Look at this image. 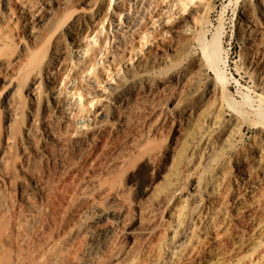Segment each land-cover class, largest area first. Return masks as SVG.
<instances>
[{"label":"bare ground","instance_id":"bare-ground-1","mask_svg":"<svg viewBox=\"0 0 264 264\" xmlns=\"http://www.w3.org/2000/svg\"><path fill=\"white\" fill-rule=\"evenodd\" d=\"M190 1L0 0V264L264 260V0L243 76Z\"/></svg>","mask_w":264,"mask_h":264},{"label":"rangeland","instance_id":"rangeland-1","mask_svg":"<svg viewBox=\"0 0 264 264\" xmlns=\"http://www.w3.org/2000/svg\"><path fill=\"white\" fill-rule=\"evenodd\" d=\"M229 1L230 0H214L213 4L210 6V9H209V7L207 5V0H192V1H190L187 4V10H186V12L190 8L196 7L197 4L201 3L202 5L205 6V13L203 15L204 16V19L202 18V22L201 23H202V25L204 24L203 27H205L207 29V31L208 30L209 31H212V29H213V27L215 25L222 23V25L224 26V29L226 31L225 32V38H224V46H225V50L227 51L226 52L227 53V56H228V58L230 60V63L227 66L228 72L232 69L233 72L237 71L241 76H243V71H244L243 69L244 68H243V60L241 58V43L238 40L235 39L234 34H233V17H234V11L237 8V4L240 1H242V0H231L230 4H228ZM174 9H176V8L174 7ZM218 21H221V22L218 23ZM187 31L189 32V31H191V29H188ZM243 79L246 82V84H250V82H249L250 79L248 77H244ZM232 90L233 91H237V90H239V88L237 86L233 85L232 86ZM258 92L261 93L260 90H258ZM239 95H241V94H239ZM250 97H251V104L254 107H257L258 104H259V99L254 95V92H250ZM260 104H261V102H260ZM262 104H264V101L262 102ZM46 156H47V158H49V161L51 160L50 163L48 162V159H46ZM41 158H43V159H41ZM51 158H50V156H48L47 153L45 154V152H43L42 155H41V157L39 158V161L40 160H43V161L45 160V161L44 162L42 161L41 163L37 161V163H39L38 164V167H39L40 164H42V165H40V168L37 167L38 168V172L42 168L41 171H40L42 174L39 172L40 173V176L43 175L44 177L47 178L49 176L48 175L49 174L48 173L49 171H50V175L52 177L56 174V172H57L56 170L59 169V168H56V167H58L57 163H55L57 161H55V160H53V158L52 159ZM46 160H47V162H46ZM47 163H48V166H47ZM54 163H55V165H54L55 166V170H54V167H53V164ZM44 164H45V166H44ZM52 169H53V172H51ZM44 174H46V175H44ZM51 176H49L48 179L52 178ZM59 186L60 187H57L56 191L60 193V198H61L62 197L61 196L62 193H61V189L60 188L63 187V184H62V186H61V184ZM262 187H264V185H262ZM57 192H55V193L58 195L59 193H57ZM56 194L55 195L53 194L54 196L52 195L51 204H50V207H49L50 209H48V211L50 213V214L48 213V217L49 218H52L54 220H55L56 217H58L57 216L58 214H54L56 212L58 213V211H56V210L59 209V207H58L59 205H57L58 204L57 201L60 202V198L58 197L59 195L56 196ZM55 197H58V198H56V201H55ZM52 201H54L55 203L52 202ZM39 202H41V200ZM54 208H56V209H54ZM51 210H53L55 212H53ZM51 214H52V216L53 215L54 216L56 215L55 218H54V216L53 217H50ZM245 225H246V223H245ZM242 226L243 225L240 224L237 229H242L243 228ZM225 239H227V237L224 238L223 241ZM200 240L205 245L212 244L211 242H213V238L204 237L202 234H200ZM226 242L225 243L228 244V240H226ZM185 257L187 258L188 256L185 255L183 257H179V260L176 262V264H188ZM253 258H254V256L251 257V259H253ZM251 259H249L247 262L249 263L251 261ZM258 264H264V260H259Z\"/></svg>","mask_w":264,"mask_h":264}]
</instances>
